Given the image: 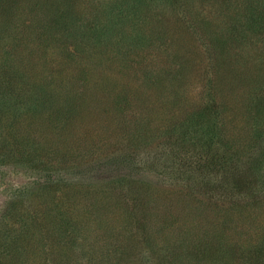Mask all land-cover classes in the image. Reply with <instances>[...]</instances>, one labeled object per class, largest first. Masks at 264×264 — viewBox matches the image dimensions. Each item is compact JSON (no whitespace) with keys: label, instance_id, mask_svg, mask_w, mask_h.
<instances>
[{"label":"rangeland","instance_id":"374dc122","mask_svg":"<svg viewBox=\"0 0 264 264\" xmlns=\"http://www.w3.org/2000/svg\"><path fill=\"white\" fill-rule=\"evenodd\" d=\"M85 3L80 0V7L84 8ZM19 5L17 15L23 20L15 23L11 33L17 43L27 40L22 50L27 56L21 57L22 62L36 63L27 66L29 74L48 79L59 73L71 74L77 81L75 88L84 90L86 97L81 100V117L70 126L68 134L57 139L56 134L40 130L38 118L10 112L18 125L19 141L33 142V147L40 149L35 152L42 156H27L11 146L3 149L0 143V252L14 247L11 241L16 235L28 249L32 229L26 228L30 215L48 192L64 189L49 187V180L57 178L62 186L78 185L85 198L77 194L75 200L79 201L73 206L83 215L93 203L97 206L94 210H104L99 212V223L91 226L84 238L87 245L91 242L93 246L94 233L99 244L110 232L115 244L116 235L125 246L136 239L140 243L138 253L152 260L148 264H223V256L212 252L208 253L213 255L211 258L188 254L187 244L172 246V241L185 231L209 233L222 213L219 205L236 204L227 200L232 191L229 185L243 177L253 178L257 190L244 195L248 190L239 186L244 190L240 201L254 206L246 208L236 221L237 227L227 231H237L234 236L239 232L244 241L248 237L254 241L264 232V117H258L264 110V65L258 69L253 58L235 54L230 60H222L199 18L190 15L193 24L188 27L180 13L167 14L166 33L153 46L131 57L115 54L113 64L107 62L104 67L92 64L83 55L71 58L60 49L58 41L49 47L39 44L40 48L31 53L28 50L29 45L34 47L33 41L24 37V30L35 23L38 11L43 10L40 14L44 16L53 15V11L47 6L33 11L28 0H20ZM198 10L208 21L214 20L206 8ZM3 35L0 32V49L8 47ZM179 69L181 73L175 72ZM165 71L173 74L167 76ZM100 80L114 92L120 93L122 84L131 91L128 97L132 104L121 103L123 114L117 109V98L98 97ZM138 95L145 96L142 102L137 100ZM201 109L202 118L197 113ZM191 116L196 123L190 121ZM40 120L48 119L41 114ZM206 158L217 164L211 163L204 167L206 172H200L197 166ZM220 175L225 177L221 186L210 184ZM130 181L151 189V198L148 194L142 199L139 196V206H134V196H121L124 188L120 187ZM118 197L126 204L117 207ZM149 235L152 249L164 247L162 252L155 255L145 246ZM97 246L95 243L92 251ZM33 256L29 264H42L41 258ZM132 259H124L125 264L138 260ZM234 263L254 264L252 260Z\"/></svg>","mask_w":264,"mask_h":264},{"label":"trees","instance_id":"16d2710c","mask_svg":"<svg viewBox=\"0 0 264 264\" xmlns=\"http://www.w3.org/2000/svg\"><path fill=\"white\" fill-rule=\"evenodd\" d=\"M28 1L29 6L34 7L33 11L42 10L44 6L53 11V15L47 16L40 14V12L44 14L43 10L38 11L39 17L34 16L35 23L29 25L27 31L24 30V37L28 36L30 42L33 41L34 47L29 45L28 50L31 53H34L43 43L49 47L54 45L52 44L54 41H58L60 49L67 51L71 58L83 55L92 64L104 67L107 62H110L109 65L113 64L115 54L131 57L153 46L166 33L167 14L180 13L188 27L193 24L190 15L199 18L198 21L210 34L209 37L218 48V54L222 56V60L223 57L230 60L235 54L236 57L244 59L253 58L258 69L264 65V0H86L84 8L80 7V0ZM19 4L20 0H0V32L1 35L4 34L8 43V47L0 49L2 51L0 143L3 149L11 146L14 151L21 154L27 153V156H30L33 153L37 157L42 155L36 153L40 149L34 148L33 142L19 141L18 137L21 135L18 125L15 123V118H10V112L15 110L17 115L21 114L20 117L28 114L30 117L38 118L39 120L36 121L40 130H48L47 132L56 134L57 139L68 134L70 126L78 117H81V100L86 95L84 90L79 92L75 88L77 81L71 74L59 73L58 76L54 78L51 76L50 79L29 74L27 66L36 63L29 60L25 64L22 62L21 57L27 56L26 52L22 51L27 46L25 45L27 40H23L21 42L23 44L17 43L18 40L11 33L15 23L23 20L17 15ZM199 7L206 8L214 20L208 21L206 15L198 10ZM200 14L204 15L199 17ZM36 20L38 23L35 26ZM20 66H23L22 70L17 71L15 67ZM181 69H184V66ZM175 72L181 73L180 69ZM165 73L167 76L173 74L171 71H165ZM100 81L102 83L100 82L101 85L98 83L100 87L96 89L98 97L111 95L117 98L116 103L119 104L117 109L123 114L124 106L121 103L132 104L129 103L131 100L128 97L131 91L122 84V87H119L121 90L118 91L120 93H117L104 85L106 82ZM142 96H137V100L140 99L139 102L144 100L145 96ZM203 109L197 112L198 117L204 116ZM41 114L46 115L48 120H40ZM258 117L263 119L264 110H260ZM190 121L196 123L192 116ZM211 163L217 164V161L206 158L197 168L200 172H206L204 167ZM243 179L229 185L232 191L229 194L231 198L227 200L230 201L229 203L236 202V204L229 206L223 203V207L219 205L223 209L222 213L209 233L195 231L191 234L185 231L183 236L172 241V246H177L176 243L184 246L187 244L186 246L190 247V249L187 248L188 254L192 252L196 256L200 253L203 257L211 258L213 255L208 253H216L217 256H223L220 259L223 260V264H235L237 260H252L254 264L257 261L264 262V232L254 241L251 237L245 238L246 241H244V238L239 237V232L237 236H234L237 231H227L231 226L237 227L236 221L242 218L246 208L252 209L254 206L249 205L248 201L245 203L240 201L244 195H251L255 192L253 190H257L253 178L243 177ZM213 180L214 183L210 181V184L221 186L225 177L220 175ZM52 186H60L64 189L57 193L56 188ZM239 186L248 191L243 195L244 190L242 191ZM49 187L55 190L54 193L48 192L45 200H42L44 202L36 204L33 214L30 215V222L27 223L28 226L26 225V231L29 228L32 229V235L27 240L28 249L23 246L20 236L16 235L11 241L14 247L11 246L7 252L1 250L0 264H29L31 257L34 258L33 254L41 258L42 264H125L124 259L127 258H133L132 260L135 261L138 259L135 264H148L152 261L149 256L145 257L138 253L136 248L140 247V243L136 239L132 240V234L128 235V239L134 243L132 242L131 246H125L117 235L114 236L117 244L113 243L111 240L113 234H110L112 232L108 233L104 237L105 240L99 244V237L94 233L92 244L94 246L96 243L98 246L92 251L91 242L87 245L84 238H87V233H90V227L99 223V212L102 213L104 210H94L97 206L93 203V206L91 204L84 210L86 215H83L80 209L75 208L73 206L75 198L77 194L81 195L78 185L68 183L62 186V182H59L57 178L49 180ZM120 189H123L124 194L121 196L128 194L135 197L133 198V201H136L134 206H139V196V199L146 194L149 197L152 196L151 189L149 191L148 188L139 187L132 181L129 185H122ZM81 196L85 198V195ZM116 199L117 207L126 204L120 197ZM145 201L149 203L150 199ZM143 220H145L144 217ZM153 245L149 235L145 246L152 249ZM162 249H152L153 254L162 252Z\"/></svg>","mask_w":264,"mask_h":264}]
</instances>
